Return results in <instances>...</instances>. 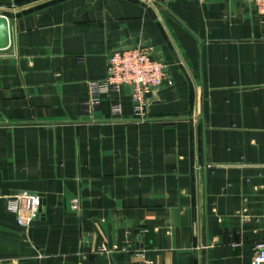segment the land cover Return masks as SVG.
<instances>
[{
    "label": "crops",
    "instance_id": "1",
    "mask_svg": "<svg viewBox=\"0 0 264 264\" xmlns=\"http://www.w3.org/2000/svg\"><path fill=\"white\" fill-rule=\"evenodd\" d=\"M0 13V264H252L264 14L250 0H0ZM137 45L172 83L143 119L129 85L89 112V82ZM23 190L44 200L31 231L6 209Z\"/></svg>",
    "mask_w": 264,
    "mask_h": 264
},
{
    "label": "built area",
    "instance_id": "2",
    "mask_svg": "<svg viewBox=\"0 0 264 264\" xmlns=\"http://www.w3.org/2000/svg\"><path fill=\"white\" fill-rule=\"evenodd\" d=\"M250 1L264 14V0ZM164 83H172L167 64L154 55L151 45H137L131 49L116 51L109 56L107 76L89 82L86 106L89 112H93L113 91L129 85L135 115L143 119L147 114L149 94ZM121 111L119 102L111 104L113 116H118ZM41 206L42 195L29 190L17 191L6 201L7 211L16 215L18 221L26 227L41 216ZM72 207L79 209L78 197L72 199ZM251 263L264 264V241L255 243Z\"/></svg>",
    "mask_w": 264,
    "mask_h": 264
},
{
    "label": "water",
    "instance_id": "3",
    "mask_svg": "<svg viewBox=\"0 0 264 264\" xmlns=\"http://www.w3.org/2000/svg\"><path fill=\"white\" fill-rule=\"evenodd\" d=\"M12 42V31L8 17L5 14L0 13V50L6 49L11 45ZM132 47H127L120 50H127L131 49ZM44 208V200L42 199V206H41V215L43 214ZM34 221H31L29 224L30 231L33 226Z\"/></svg>",
    "mask_w": 264,
    "mask_h": 264
}]
</instances>
